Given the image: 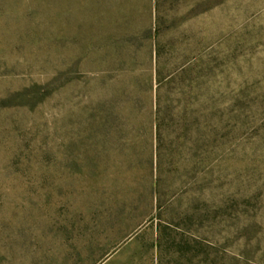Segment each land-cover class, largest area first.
Wrapping results in <instances>:
<instances>
[{
	"label": "rangeland",
	"instance_id": "rangeland-1",
	"mask_svg": "<svg viewBox=\"0 0 264 264\" xmlns=\"http://www.w3.org/2000/svg\"><path fill=\"white\" fill-rule=\"evenodd\" d=\"M41 2L0 0V264H264V0H181L158 47L154 0ZM188 60L233 134L191 164L166 129L159 174L157 70Z\"/></svg>",
	"mask_w": 264,
	"mask_h": 264
},
{
	"label": "trees",
	"instance_id": "trees-1",
	"mask_svg": "<svg viewBox=\"0 0 264 264\" xmlns=\"http://www.w3.org/2000/svg\"><path fill=\"white\" fill-rule=\"evenodd\" d=\"M42 0H31L33 3H42ZM52 1V0H51ZM181 0H154L155 10V24L154 33L151 36L155 46L159 45V41L164 33V25L167 19H171L170 31L175 25V16L173 7L175 3H179ZM115 3L116 0H77V3L81 7L90 6L91 8H100L105 3ZM167 6L169 7V13H166ZM191 9V10H190ZM196 6L193 5L187 11L188 15L195 12ZM158 55V53H157ZM160 54L158 64L160 65ZM221 69L223 66L219 64ZM199 65L192 61H186L181 67L182 70H178L169 82H177L178 85L175 90L164 91L166 83L162 84L161 71L157 70L159 84L156 92L155 107L152 110L154 117V130L156 134V158L153 162L156 163L157 171L162 166V148L164 147V135L166 129L173 127L181 129V135L187 145L192 146L188 148L187 160L189 163L194 164V159L203 155L204 150L207 148L209 138L212 136L213 147L219 149V155L222 156V148L226 146L229 136L233 134V127L231 125L234 111V107L229 105V98H225L226 92L221 84H217L216 96L218 99L210 98L209 86H213V81L210 78L218 73L219 70H195ZM206 68V64H203ZM215 84V83H214ZM173 92L177 95L176 102L170 100L169 95H173ZM168 96V97H166ZM206 96L208 97L207 100ZM236 103V102H235ZM176 104L175 108L173 105ZM175 113V114H174ZM216 120L213 133L208 135L203 133V128L209 116H213ZM237 113V112H236ZM170 123V124H167ZM219 146V147H218ZM205 148V149H204ZM196 152V155L193 153Z\"/></svg>",
	"mask_w": 264,
	"mask_h": 264
}]
</instances>
